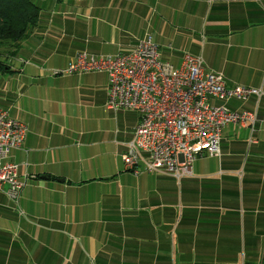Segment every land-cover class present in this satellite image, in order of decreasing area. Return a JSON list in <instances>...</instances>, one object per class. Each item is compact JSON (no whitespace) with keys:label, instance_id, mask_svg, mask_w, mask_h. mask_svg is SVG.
<instances>
[{"label":"crops","instance_id":"0c3cea01","mask_svg":"<svg viewBox=\"0 0 264 264\" xmlns=\"http://www.w3.org/2000/svg\"><path fill=\"white\" fill-rule=\"evenodd\" d=\"M33 1L39 23L0 73V107L28 128L20 203L0 192V264H264V96L211 99L255 112L256 142L229 125L221 156L178 181L125 168L140 116L107 109L105 74H54L151 37L175 68L202 57L228 87L264 92V0Z\"/></svg>","mask_w":264,"mask_h":264},{"label":"built area","instance_id":"2783aa9c","mask_svg":"<svg viewBox=\"0 0 264 264\" xmlns=\"http://www.w3.org/2000/svg\"><path fill=\"white\" fill-rule=\"evenodd\" d=\"M204 60L189 54L180 68L160 60L151 37L130 53L97 57L86 52L64 71L54 74L102 73L108 78L107 109L137 112L140 116L132 140L122 155L134 176L165 173L178 181L193 176V164L207 154L220 157L223 132L239 125L255 143V112H233L210 100H260V89L228 87L221 74L206 73ZM28 128L0 107V192L19 204L27 180H20L12 153L22 147Z\"/></svg>","mask_w":264,"mask_h":264},{"label":"trees","instance_id":"16d2710c","mask_svg":"<svg viewBox=\"0 0 264 264\" xmlns=\"http://www.w3.org/2000/svg\"><path fill=\"white\" fill-rule=\"evenodd\" d=\"M39 19L33 0H0V73L10 72L7 59L17 54Z\"/></svg>","mask_w":264,"mask_h":264}]
</instances>
